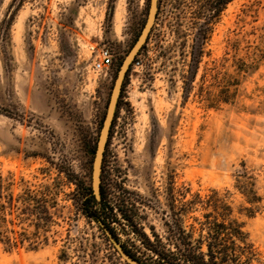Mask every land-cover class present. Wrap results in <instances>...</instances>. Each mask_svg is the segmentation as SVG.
I'll use <instances>...</instances> for the list:
<instances>
[{
  "label": "rangeland",
  "instance_id": "obj_1",
  "mask_svg": "<svg viewBox=\"0 0 264 264\" xmlns=\"http://www.w3.org/2000/svg\"><path fill=\"white\" fill-rule=\"evenodd\" d=\"M220 1L159 0L121 85L95 208L119 243L147 262L145 235L176 250L181 231L193 239L206 233L216 190L247 232L251 263L264 264V0ZM148 7L149 0H0V173L12 174L14 193L48 186L50 217L59 222L36 250L0 244V264H62L61 250L65 264H110L109 254L125 264L75 199L91 184L113 83ZM92 46L112 53L107 72L93 68ZM197 56L184 98L183 76ZM237 58L255 69L235 102L207 107L197 95L201 75L205 83L214 72L227 79ZM242 163L261 197L251 216L234 186Z\"/></svg>",
  "mask_w": 264,
  "mask_h": 264
},
{
  "label": "trees",
  "instance_id": "obj_2",
  "mask_svg": "<svg viewBox=\"0 0 264 264\" xmlns=\"http://www.w3.org/2000/svg\"><path fill=\"white\" fill-rule=\"evenodd\" d=\"M226 1L229 0H221L219 6H222ZM143 47L144 45L140 48L131 65L137 59ZM234 64V71L229 74L227 79L220 76L218 72H214L210 73V81L205 83L207 81L206 74L201 75V84L197 95L207 107L216 108L221 104L234 103L242 78L255 69L253 62L247 63L242 58L235 59ZM198 65L199 57H193L188 74L183 76L184 98L188 97L192 89V82L196 77ZM22 180L21 178L20 181ZM12 184L11 173L6 175L0 173V244L5 250L22 247L25 242H27V248L32 250L47 245L51 237L48 234L51 226L59 224L54 217H50L49 209L53 206L52 197H50L51 191H49L48 186H45L44 190L25 186L14 193ZM234 186L243 195L245 202L249 204V206L244 207L246 214L248 216L253 215L261 197L258 195L252 176L246 170L244 163H242V169L236 174ZM214 194L216 198L210 205L212 213H206V220L202 222V225H207H205L206 227L201 226V230L206 228L205 234L200 233L199 237L193 239L190 231H181V246L176 250L165 249L161 245L159 235L156 233H153V241L145 235L146 248L150 250L152 259L150 262L141 259L124 244H122L123 248L132 257L145 264H252V243L248 240L247 232L243 230L242 222L233 216L232 206L218 195V191L215 190ZM75 204L87 216L86 218L89 221L93 220L97 223L100 220L118 240L117 234L95 208L98 200L92 194L91 184L79 187ZM24 215L33 217H23ZM209 216H213V219L210 220ZM217 217H221V220L217 221ZM26 222L28 225L33 226V231L27 232L22 227V224ZM9 225H17L20 228L14 229ZM97 227L101 235L109 241L98 223ZM203 244L206 246L205 249H203ZM114 250L116 251L115 248ZM107 257L110 264H114V254H109ZM119 257L121 258L120 255ZM58 258L62 264H65L68 260L66 251L61 250ZM125 264L128 263L125 261Z\"/></svg>",
  "mask_w": 264,
  "mask_h": 264
},
{
  "label": "water",
  "instance_id": "obj_3",
  "mask_svg": "<svg viewBox=\"0 0 264 264\" xmlns=\"http://www.w3.org/2000/svg\"><path fill=\"white\" fill-rule=\"evenodd\" d=\"M158 1L159 0H149V7L147 12V17L145 23L137 36L135 42L125 55L114 80L113 87L110 93L109 101L106 107V111L102 120L101 128L98 134V138L96 141V146L94 149L92 166H91V191L94 197L99 200L100 199V184H101V170H102V159L104 155V150L106 146V142L110 132V126L112 124V119L114 116V112L117 106L118 97L121 90V85L128 69L130 63L134 60L135 56L139 52L142 45L145 43L149 32L153 26L154 19L156 16V12L158 9ZM97 223L102 227L106 236L108 237L110 243L116 249L117 253L121 256L123 260H125L128 264H145L140 260L132 257L128 254L123 248L122 244L112 235V233L106 228V226L98 220Z\"/></svg>",
  "mask_w": 264,
  "mask_h": 264
},
{
  "label": "built area",
  "instance_id": "obj_4",
  "mask_svg": "<svg viewBox=\"0 0 264 264\" xmlns=\"http://www.w3.org/2000/svg\"><path fill=\"white\" fill-rule=\"evenodd\" d=\"M92 51L95 53L93 68L99 72H107L110 69L113 61L110 50L107 47L95 49L94 46H92Z\"/></svg>",
  "mask_w": 264,
  "mask_h": 264
}]
</instances>
